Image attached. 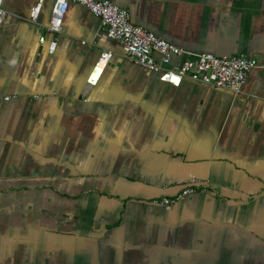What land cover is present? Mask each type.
I'll return each instance as SVG.
<instances>
[{
	"label": "crops",
	"instance_id": "obj_1",
	"mask_svg": "<svg viewBox=\"0 0 264 264\" xmlns=\"http://www.w3.org/2000/svg\"><path fill=\"white\" fill-rule=\"evenodd\" d=\"M106 1L187 52L258 67L239 95L174 88L85 7L70 6L51 53L55 0L38 25L39 0H4L0 264H264V0ZM194 179L206 186L169 211L151 204Z\"/></svg>",
	"mask_w": 264,
	"mask_h": 264
},
{
	"label": "built area",
	"instance_id": "obj_2",
	"mask_svg": "<svg viewBox=\"0 0 264 264\" xmlns=\"http://www.w3.org/2000/svg\"><path fill=\"white\" fill-rule=\"evenodd\" d=\"M43 2L44 0H39V4L32 10L29 21L33 25L39 24ZM3 3L4 0H0V30L7 15ZM71 5L83 6L92 15L98 17L106 30L107 37L121 46L125 59L157 75L160 82L174 88H179L184 80H189L239 95L250 73L258 67L256 60L243 55L219 57L209 53L187 52L152 32L132 24L128 10L106 0H55L50 24L46 27L48 33L56 36L50 44L51 53L57 48V35L61 33L65 16ZM40 41L45 43V38L42 37ZM112 56L111 52H104L101 55L87 80L88 87L97 86ZM174 58H182L183 61L177 67H171ZM205 186L200 180H189L182 185V191L175 197L154 200L151 204L169 211L180 201L196 194Z\"/></svg>",
	"mask_w": 264,
	"mask_h": 264
}]
</instances>
